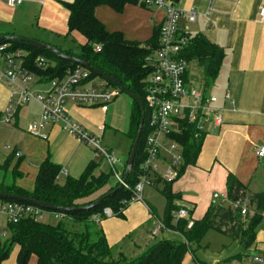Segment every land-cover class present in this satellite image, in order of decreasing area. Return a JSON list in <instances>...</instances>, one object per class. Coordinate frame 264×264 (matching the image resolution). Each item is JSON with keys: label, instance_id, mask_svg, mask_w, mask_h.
I'll list each match as a JSON object with an SVG mask.
<instances>
[{"label": "crops", "instance_id": "obj_1", "mask_svg": "<svg viewBox=\"0 0 264 264\" xmlns=\"http://www.w3.org/2000/svg\"><path fill=\"white\" fill-rule=\"evenodd\" d=\"M73 1L24 0L21 7L12 8L5 0H0V36L30 39L58 50H73L75 46L68 42L70 39L73 42L79 39L82 46L85 43L82 35L69 33L70 12L66 4ZM167 1L173 2L182 12H196L195 22L190 23L186 18L180 22L187 35L191 38L202 35L225 52L219 77L213 91H209L218 100L216 107L221 110L222 123L215 126L211 122L206 126L196 164L185 169L173 183V193L180 195L175 205L187 209L194 221L201 220L213 204L226 203L225 207L233 210L229 202L213 198L215 194L227 196V181L229 176H233L247 194L249 203L245 218L249 221L256 216L261 218V222L255 230V242L248 250H244L238 241L229 239L242 247V254L237 256L241 262L238 264H264L254 261L257 257L264 260V207L259 209L251 202L254 196L264 194V157L259 158L256 154L258 148H264V24L259 20L264 0ZM111 15H130V20L138 25L131 29L132 34L121 27L111 29L106 21ZM95 16L109 32H120L126 40L146 43L153 37L155 28L160 27L164 11L127 5L123 13H117L110 7L102 6L95 10ZM146 17L148 21H141ZM189 26H193L196 33H192ZM9 98V87L0 83V114L7 110ZM69 106L76 109L72 104ZM101 114L107 115L102 111ZM70 116L74 122L77 121L72 112ZM82 121L78 119V125L96 137L93 124ZM0 134L7 135L4 141L0 139V169L4 170L0 185L15 186L27 193L34 191L39 168L47 160L61 168L64 173L60 176L65 181L68 178L78 179L91 162L100 161L95 158L92 148L63 132L60 125L50 126L49 136L42 139L21 130L18 117L13 127L0 126ZM11 156H15L17 162H13ZM15 173L19 176L15 177ZM101 173L104 172L98 168L96 175ZM115 182L113 178L110 186ZM160 188L148 189L161 194ZM142 204H131L122 217L99 221L107 242L116 249V256L122 254L128 258L130 254L141 255L155 242L151 233L158 222L163 221L166 206L164 211L159 212L158 207L148 201ZM150 208H154V214ZM47 215L52 216L50 213ZM149 226H153L151 231L141 229ZM8 235V220L0 216V242L7 240ZM169 235L178 234L166 229L160 238L169 239ZM17 256L8 257L1 264H17ZM194 259L191 255L188 264ZM218 263L221 262L215 260L211 264Z\"/></svg>", "mask_w": 264, "mask_h": 264}, {"label": "trees", "instance_id": "obj_2", "mask_svg": "<svg viewBox=\"0 0 264 264\" xmlns=\"http://www.w3.org/2000/svg\"><path fill=\"white\" fill-rule=\"evenodd\" d=\"M127 5L141 6L139 0H74L66 4L70 12L69 33H79L85 39V43L81 46L79 54L68 52L63 54L87 63L93 70L92 79L99 77L94 71L107 74L144 101V83L149 73L145 60L152 51L159 48L160 27L155 28L154 35L148 42L140 43L126 40L120 32H109L95 16V10L99 7L106 6L117 13H123ZM4 44H8L12 51L26 52L30 69L43 83L63 79L68 71L80 66L77 62L64 60L52 52L34 48L22 41H0V45ZM96 47L101 48L100 52L96 51ZM183 54L189 64L196 62L202 69L204 90L208 93L219 77L225 57L224 50L206 37L198 35L191 38V43ZM38 59L45 60L47 66L37 67ZM107 82L110 87L119 89L112 82ZM141 119V108L134 101L129 134L133 142L138 134ZM204 138L205 135H196L191 127L188 132L178 137V141L184 147L185 158L180 177L185 169L196 164ZM144 140L143 135L134 168L126 180L130 189H134L139 182L141 165L146 157ZM100 163L91 162L78 179L68 178L61 185L58 180L61 168L47 160L39 168L35 189L31 193L15 186L0 185L2 193L54 206L56 209H41L46 213L65 215V219L59 220L55 225L35 222L31 218H24L14 224L8 223L10 237L0 242V264L9 257L15 247L19 248L17 264H28L33 256L37 258V264H183L187 254L197 259L193 245L199 244L209 231L238 241L244 250H248L255 242V230L261 218L255 216L248 221L246 216L241 215L240 210L233 211L225 207L226 203L213 204L201 220L194 221L191 229L187 227L188 221H175L173 213L180 210L175 202L180 199V195L173 193V183H160L161 194L166 200L162 222L166 229L181 236V240H157L135 258H127L122 254L116 256L114 253L116 249L107 242L99 221L106 219L105 209H111L114 217H122L123 212L130 206L133 194L131 190L120 188L117 182L110 186L112 172L111 175L101 173L97 176L96 171ZM16 176L19 174L15 173ZM123 178L125 179V173ZM114 191L117 192L113 193ZM108 194L111 195L106 197ZM227 197L230 204L247 197L245 188L233 176H229L227 181ZM101 198L105 199L100 205L83 209ZM0 201L29 204L8 198H0ZM251 202L262 209L264 194L254 196ZM150 210L155 213L154 208Z\"/></svg>", "mask_w": 264, "mask_h": 264}, {"label": "built area", "instance_id": "obj_3", "mask_svg": "<svg viewBox=\"0 0 264 264\" xmlns=\"http://www.w3.org/2000/svg\"><path fill=\"white\" fill-rule=\"evenodd\" d=\"M12 8L21 7L24 0H5ZM145 8L164 11L160 25V39L158 50L152 51L145 60L149 71L144 83V111L145 123L143 134L145 160L141 165V175L138 184L130 189L124 183L123 174L126 166L120 172L121 161L115 153L104 147L101 140L87 132L75 123L68 110L69 105L75 107L99 108L104 114L109 111V105L118 97L119 89L110 87L104 79L97 82L91 78V71L79 66L68 71L63 79H55L43 83L31 69L28 54L24 51H12L8 44L0 45V83L12 90H19L20 94L11 93V102L18 98L17 105H23L30 100L41 105V121L32 122L27 127V133L42 139L46 127L61 125L63 132L77 138L82 144L93 149L95 158L105 162L111 169L115 181L127 190H131L133 197L130 205L144 203L143 194L146 188L157 189L163 183H174L180 177V171L185 164L184 147L178 137L188 132L191 127L196 135H205V128L209 123L220 126L222 123L221 110L216 107L217 98L202 89H194L188 81L189 63L184 57V50L190 45L191 37L181 28V20L186 18L193 23L196 12L180 11L173 2L167 0H139ZM259 20L264 24V7L259 12ZM101 48L96 47L100 52ZM39 68L47 66L45 60H36ZM48 84L45 93H32L30 86ZM16 124L14 115L10 112L0 114V126L11 128ZM256 154L264 157V148H258ZM64 172L61 171V174ZM60 174V175H61ZM161 183V184H160ZM215 201L228 202L227 196H213ZM247 198L232 202L233 210H240L242 216L247 215ZM45 214L40 207L18 202L0 201V216L7 218L8 223H18L24 218H31L35 222H43ZM55 219L64 220V214H52ZM105 218L114 217L111 209L104 210ZM175 221H188V229L194 225L187 209H180L173 213ZM166 230L162 221L151 233L156 238ZM258 263L264 260L254 259ZM190 264H208L194 259ZM221 264V263H218Z\"/></svg>", "mask_w": 264, "mask_h": 264}, {"label": "rangeland", "instance_id": "obj_4", "mask_svg": "<svg viewBox=\"0 0 264 264\" xmlns=\"http://www.w3.org/2000/svg\"><path fill=\"white\" fill-rule=\"evenodd\" d=\"M131 18L132 17L130 15L128 17H119L116 15H111L109 19L110 22L108 20L106 21L108 23V26L110 25L111 29H114L116 27H121L124 28L126 31H128L130 34H132L131 29L135 28L138 25V23L135 22L134 20H130ZM141 21H148V18L146 17L144 19H141ZM188 28L191 30L192 33L193 32L196 33V30L195 28H193V26L192 27L189 26ZM139 41H142V39H140ZM68 42L74 44L75 48H73V50H58L57 48L56 49L62 53L68 52L72 54H79L81 48L80 45L82 41L80 42V40L77 39V41L73 42V40L70 39ZM188 73H189L188 81L191 87H193L194 89H202L204 86L203 71L196 62H192L189 65ZM95 80L97 82L102 81V79L99 77L95 78ZM49 88L50 86L48 84L30 86V90L32 93H36V92L45 93L49 90ZM9 91L10 94L11 93L20 94L19 90L17 91L9 88ZM209 91L208 94L210 95ZM17 100L18 98H16L14 101L11 102V99L9 98V105L5 112H10V115H14L15 120H17L19 117V128L21 130L26 131L27 127L32 122L41 121V105L34 100H30L29 102L18 106L16 102ZM133 107H134L133 99L128 94L122 91H119L118 97L115 100H113L112 103H110L109 105L110 111L105 116L101 114V110L99 108L76 107V109H73L72 106H68V110L72 112V115H75L76 117L77 121L75 123L78 124L79 123L78 119H79L80 121L82 120L88 121L93 124V127L97 133L96 137L102 141L104 146L110 147L115 153V156L121 161L122 166L119 167L120 172L122 171L123 167L126 166L133 146V140L129 135L130 118ZM22 109L24 112L21 113ZM49 128L50 127H46V129L43 132V134L47 135V137L49 136L48 134ZM0 139L4 141L5 139H7V135L0 134ZM11 159L13 160V162L15 161L17 162V160H15V156L13 158L11 156ZM99 169L100 171L104 172L106 175H111V169L106 163H101ZM3 171L4 170L0 169L1 178L3 176ZM62 176H60L61 179L58 178L59 183L66 182L65 178ZM78 177H80V175ZM112 181L113 178L112 176H110L109 182L111 183ZM143 199L144 201H148L151 205L157 206L159 212L164 211L166 206V200L160 194V192L146 188L143 194ZM141 205L143 204L140 202V206ZM43 222L55 225L59 222V220L55 219L53 215L50 216L45 214L43 217ZM141 229H144V231L147 230L151 231L153 229V226H149L148 228H141ZM161 235L162 232L155 238V241L161 239L160 238ZM169 236H170L169 239L171 240H181V237L179 235H175V236L169 235ZM9 237L10 235L7 236V239ZM16 248L17 247L13 249L9 257L17 256L18 251L16 250ZM193 249L195 251L196 257L200 261L206 262L208 264H211L215 260L220 261L221 264L241 263L238 260L237 256L239 254H242V247L237 242L231 241L228 237H225L222 234L217 233L215 231H209L199 244L193 245ZM114 253H116V251ZM138 256H140V254H130L128 258H135ZM186 258L187 260L185 261V264H188V262L191 261V255L187 254ZM28 264H37V258L35 256L31 257Z\"/></svg>", "mask_w": 264, "mask_h": 264}, {"label": "water", "instance_id": "obj_5", "mask_svg": "<svg viewBox=\"0 0 264 264\" xmlns=\"http://www.w3.org/2000/svg\"><path fill=\"white\" fill-rule=\"evenodd\" d=\"M3 40H9V41L18 40V41H22L24 43L29 44L30 46H32L34 48L52 52V53L56 54L59 58H62L64 60H68V61H71V62H77L80 66L88 69L91 72L93 71L91 69V67L87 63H85V62H83L81 60H78L76 58L67 56V55L63 54L62 52L58 51L53 46H50V45H47V44H44V43H41V42H37V41H34V40L25 39V38H21V37H15V36H0V41H3ZM94 73L96 75H98L99 77H101V78H103V79H105L107 81L112 82L122 92L128 94L134 101H136L138 103V105L140 106L141 111H142V119H141V124H140V127H139V131H138V134L136 136L135 141L133 142V146H132V149H131V152H130V156L128 158L127 165H126L125 179H124V183H126L127 178L131 175L132 170L134 168V162H135V159H136L137 151H138V148H139V145H140V141H141V138H142V134H143L144 123H145L144 104H143L142 100L135 93H133L132 91H130V90L126 89V88H124L116 79H114V78L110 77L109 75L104 74L102 72L94 71ZM121 187L122 186L120 185V188ZM115 192H117V191H114L113 193H115ZM111 194H108L106 197H109ZM0 198H8V199L15 200V201L29 203V204H32L34 206L40 207L42 209H48V210L56 209L54 206H51V205H48V204H44V203H41V202H37V201H34V200H30V199H26V198H22V197H18V196L7 195V194L2 193V192H0ZM104 199L105 198H101L100 200H98L93 205H91L89 207H85L83 209H91L93 207H96V206L100 205L104 201Z\"/></svg>", "mask_w": 264, "mask_h": 264}]
</instances>
